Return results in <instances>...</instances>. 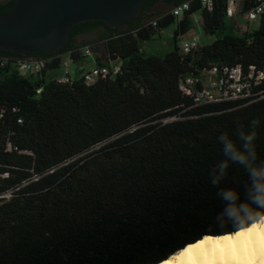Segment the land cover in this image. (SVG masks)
I'll return each instance as SVG.
<instances>
[{"label": "trees", "instance_id": "16d2710c", "mask_svg": "<svg viewBox=\"0 0 264 264\" xmlns=\"http://www.w3.org/2000/svg\"><path fill=\"white\" fill-rule=\"evenodd\" d=\"M182 2L189 9L171 16ZM256 5L240 0L237 14ZM194 15L217 38L181 53L177 38ZM227 19V0L210 11L198 0H144L121 27L72 25L60 50H0V264H159L204 236L242 230L227 216L226 191L264 214L249 197V163L264 168V80L246 98L213 103L194 102L197 85L180 89L212 69L263 70L264 23L234 35ZM170 24V51L140 50ZM90 49L103 54L89 60ZM24 59L45 67L22 74ZM64 60L79 69L60 83L51 72ZM89 61L109 69L91 84L81 69ZM226 141L248 163L232 160Z\"/></svg>", "mask_w": 264, "mask_h": 264}, {"label": "water", "instance_id": "95a60500", "mask_svg": "<svg viewBox=\"0 0 264 264\" xmlns=\"http://www.w3.org/2000/svg\"><path fill=\"white\" fill-rule=\"evenodd\" d=\"M144 0H13L0 14V50L23 57L62 49L72 25L102 21L117 28L132 20Z\"/></svg>", "mask_w": 264, "mask_h": 264}, {"label": "built area", "instance_id": "2783aa9c", "mask_svg": "<svg viewBox=\"0 0 264 264\" xmlns=\"http://www.w3.org/2000/svg\"><path fill=\"white\" fill-rule=\"evenodd\" d=\"M200 5L207 11L213 7L214 0H198ZM240 0H227V16L231 18L235 11H238ZM189 9L188 2H182L170 10V15L180 17ZM243 19L247 22H263L264 23V0H257V5L247 11L243 15ZM154 24V22H153ZM198 44V39L193 36L190 40L183 41L179 50L181 53H187ZM88 55V50H85ZM45 67V61L42 59L22 60L19 65V70L22 74L38 73ZM112 72L118 71V67L114 65L111 68ZM109 72L106 67L92 66L89 71L83 74L85 83L91 84L98 78L105 77ZM70 79L67 64L62 66V74L57 77L60 83H66ZM264 80V68L259 72H254L250 69L243 75L239 68H223L220 71L212 69L200 76L186 78L180 84V89L186 92L191 86H199V90L194 93V102L197 104L213 103L221 101L236 100L250 96L251 89Z\"/></svg>", "mask_w": 264, "mask_h": 264}, {"label": "clouds", "instance_id": "9594fccd", "mask_svg": "<svg viewBox=\"0 0 264 264\" xmlns=\"http://www.w3.org/2000/svg\"><path fill=\"white\" fill-rule=\"evenodd\" d=\"M250 145L252 136L244 137ZM224 151L232 160L248 163V158L239 153L232 142L226 141ZM226 164L220 166L221 173ZM251 179L253 181L249 197L255 205L264 208V168L257 169L249 163ZM226 201L231 202L226 209L227 216L233 220L240 229L235 234V243L231 239H206L203 243H198L196 248H189L187 252H181L170 260V264H214L216 259L225 260V255L229 260L237 261L238 264H256L258 257L264 256V214L253 213L247 204L237 206L234 202L237 197L234 192L223 193ZM248 224V227H244ZM250 230V231H249ZM239 234V235H237ZM228 237V236H226ZM205 244L209 245L207 251H203ZM194 249L201 250L200 256H194ZM219 250V251H217ZM242 253V254H238ZM259 264H264V259H260Z\"/></svg>", "mask_w": 264, "mask_h": 264}, {"label": "rangeland", "instance_id": "374dc122", "mask_svg": "<svg viewBox=\"0 0 264 264\" xmlns=\"http://www.w3.org/2000/svg\"><path fill=\"white\" fill-rule=\"evenodd\" d=\"M161 11H164L161 7H159ZM193 24L191 28L186 31L183 35L177 38L176 44L180 46L183 41L190 40L191 37L195 36L198 39L199 44L209 43L213 39L217 38V36L209 37L203 34L201 31L200 25L198 23V16L194 15L192 17ZM245 26H249L250 29L256 27V22H247L243 19V16L237 14V11L234 12L231 18H228L226 21V29L228 33L238 35L244 32ZM174 29L175 24H170L160 32V36L155 37L151 41L142 42L140 45V50L145 54H157L163 55L170 51L173 47V38H174ZM102 51L99 49H90L88 50V56L91 58L89 60H93L95 57L102 56ZM28 60V59H24ZM64 64H67L68 71L71 76H75L76 71L79 69L75 64L64 60ZM93 63L89 61L88 63H84L81 67L82 71H89L92 68ZM53 75L60 76L62 74V67L55 71L51 72Z\"/></svg>", "mask_w": 264, "mask_h": 264}, {"label": "bare ground", "instance_id": "6f19581e", "mask_svg": "<svg viewBox=\"0 0 264 264\" xmlns=\"http://www.w3.org/2000/svg\"><path fill=\"white\" fill-rule=\"evenodd\" d=\"M236 233H237V231L236 232H233V233L226 234V235H218V236H213V237L204 236L203 238H201L200 240H198L196 243H194L192 245H197L201 241H204L206 237L207 238H213V239H220V238L226 237V236L232 237L233 238V243H235V234ZM189 246H191V245H189ZM189 246H186L185 248L177 251L175 254L171 255L169 258H167L165 261H163V262H161L159 264H170V260H171L172 257L178 255L181 252H184V250L187 249V248H189ZM208 248H209V245L208 244H205L203 251H207ZM217 251H219V250H217ZM200 253H201V250L194 249V256L199 257L200 256ZM238 254H242V253H239V251H238ZM260 259H264V256L258 257V259L256 261V264H259ZM214 264H238V262L237 261H234V260H229L228 257H227V254H226L225 255V260L221 261L219 259H216L214 261Z\"/></svg>", "mask_w": 264, "mask_h": 264}, {"label": "flooded vegetation", "instance_id": "af4514ba", "mask_svg": "<svg viewBox=\"0 0 264 264\" xmlns=\"http://www.w3.org/2000/svg\"><path fill=\"white\" fill-rule=\"evenodd\" d=\"M10 2V0H0L1 5H7ZM87 36L86 35H78L75 37L76 41L81 42L84 40Z\"/></svg>", "mask_w": 264, "mask_h": 264}, {"label": "snow or ice", "instance_id": "6c2138e0", "mask_svg": "<svg viewBox=\"0 0 264 264\" xmlns=\"http://www.w3.org/2000/svg\"><path fill=\"white\" fill-rule=\"evenodd\" d=\"M237 235H239V234H237ZM206 239H211V238H206ZM223 239H231V237H224ZM200 243H203V241H201ZM196 247H197V245L189 246V248H196ZM189 248L185 249L184 251L187 252L189 250Z\"/></svg>", "mask_w": 264, "mask_h": 264}, {"label": "crops", "instance_id": "0c3cea01", "mask_svg": "<svg viewBox=\"0 0 264 264\" xmlns=\"http://www.w3.org/2000/svg\"><path fill=\"white\" fill-rule=\"evenodd\" d=\"M245 30H250L249 26H245L244 31H245ZM92 66H93V65H92Z\"/></svg>", "mask_w": 264, "mask_h": 264}]
</instances>
